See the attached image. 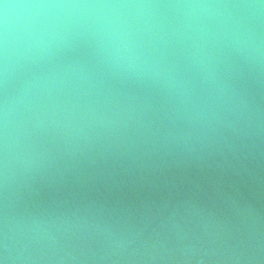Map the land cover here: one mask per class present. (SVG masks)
I'll list each match as a JSON object with an SVG mask.
<instances>
[{
	"label": "clouds",
	"instance_id": "obj_1",
	"mask_svg": "<svg viewBox=\"0 0 264 264\" xmlns=\"http://www.w3.org/2000/svg\"><path fill=\"white\" fill-rule=\"evenodd\" d=\"M0 264H264V0H0Z\"/></svg>",
	"mask_w": 264,
	"mask_h": 264
}]
</instances>
